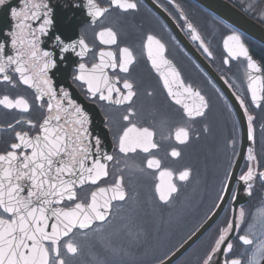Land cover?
<instances>
[{"label":"flooded vegetation","instance_id":"1","mask_svg":"<svg viewBox=\"0 0 264 264\" xmlns=\"http://www.w3.org/2000/svg\"><path fill=\"white\" fill-rule=\"evenodd\" d=\"M95 2L109 9L102 17L95 19L89 12L88 0H3V3H0V44L4 45L3 56L15 55L17 49L13 47L12 41L17 34L29 38L27 33L32 32L38 38L37 47L41 51L51 53L53 64L47 70V78L56 89L57 99H60L63 90L68 93V99L80 106L88 118L86 128L93 158L98 157L101 162L107 163L108 177L102 178L96 185L89 182L83 187H78L79 199L86 202L90 193L97 187L113 184L118 177L123 178L127 194L125 200L114 201L108 220L96 222L94 228L110 221L120 208L135 205L142 196L145 198L147 195L153 204L163 207L170 223L166 239L173 241L163 256L151 263L157 264L175 252L218 209L211 225L169 263L202 264L203 258L218 238L220 229L226 227L229 221L235 224L240 208H244L245 219L240 222L239 229L234 228L229 234L234 248L227 258L242 256L246 250L251 249L243 245L239 236L248 234L250 224L253 225V233H258L264 228V178L260 177V173L264 172L262 46L192 0H134L137 7L127 10L111 5L110 0ZM229 2L236 6L232 1ZM33 5L40 7L34 8ZM33 13L36 15L35 19L32 18ZM25 15L29 17L27 20H23ZM45 20L50 23L41 32L40 28ZM22 21L27 26L23 33L20 28ZM189 22L199 32L204 44L211 51V56L203 51L200 41L192 39L187 28ZM104 28H112L116 32V45L100 42L98 33ZM233 33L240 36L249 55L260 68L261 99L257 102L252 100L251 89L248 87L250 82L247 59L242 56H229L222 47L223 38ZM149 35L164 44L166 58L172 61L180 72L184 83L191 84L207 100L208 108L204 110L202 117L189 118L183 107L177 105L167 94L163 80L152 68L147 57L145 45ZM81 39L88 45V51L84 55H80L81 47L78 42ZM122 47L131 48L136 57L130 66V72L124 74L118 69H108L107 72L109 76H120L121 81L130 79L134 84L136 96L130 103L117 105L101 101L98 95L91 96L87 85L76 77L79 75L81 63L90 68L92 64L99 62L98 53L101 49L118 53ZM225 60L228 62L225 63ZM8 74L13 77L15 86L0 80V97H24L30 104V110L24 112L0 105V153L10 150L9 145L16 142V131H29L35 135L36 130L23 121L32 120L37 124L41 122L48 101L46 96L43 101H36L35 89L20 82L19 75L11 70ZM220 83L231 95L232 101L226 96ZM117 86L125 91L122 83ZM113 98L115 99V93ZM40 103H44L43 109L39 107ZM129 108L134 114L125 121L123 116L128 114ZM237 111L245 123L246 139L242 159L231 179L233 166L242 146ZM249 116L252 117L251 139L248 136ZM17 121L21 123L17 125ZM9 124L13 125V128L9 129ZM132 124L137 128L147 127L152 130L155 134L153 139L159 145L158 149L145 153L138 148L135 152L121 153L119 137L124 129ZM68 127L70 130L72 125ZM181 127L187 128L189 132V139L183 144L175 139V132ZM219 129L223 130L225 152L220 159L213 162L212 169L208 170L209 160L205 156L203 160V156L188 155L187 150L193 148L195 151H202L204 143H213ZM97 140L99 144L96 143ZM172 148L179 150L181 155L172 157ZM249 150L254 159H249ZM105 155L113 156V160L105 161ZM151 156L161 161V169L169 168L174 173L185 168L190 169L187 181H179L173 176V182L178 185L179 191L167 202L161 201L156 192V185L160 183V169L147 167V160ZM249 167L256 173L249 182L252 185L250 193L247 184L240 180ZM126 173L130 174L129 178L125 176ZM138 184L143 185V191L135 190L139 189L136 187ZM65 206L70 205L66 203ZM91 230H81L76 235ZM224 258L220 257L221 260Z\"/></svg>","mask_w":264,"mask_h":264},{"label":"snow or ice","instance_id":"2","mask_svg":"<svg viewBox=\"0 0 264 264\" xmlns=\"http://www.w3.org/2000/svg\"><path fill=\"white\" fill-rule=\"evenodd\" d=\"M0 3H3V0H0ZM110 3L124 10L137 7L134 0H110ZM33 7L39 8L40 5ZM88 7L94 19L109 11L108 8L99 6L95 0H88ZM28 18L25 15L23 20ZM32 18H36L35 13ZM49 23L50 21L45 20L40 31L43 32ZM25 27L27 26L22 21V33ZM187 28L192 39L200 41L203 51L211 56V51L193 24L187 23ZM27 37L29 38L17 34L13 39V47L17 49L14 56H3L4 45L0 44V80L15 86L13 77L8 74L11 70L19 75L20 82L35 89L36 101H43L45 96L48 101L41 122L37 124L32 120L23 121L36 130L35 135L29 131H16V142L9 145L10 150L0 153V264H70L69 257H74L81 251L75 239L76 233L94 229L96 222H106L111 214L113 202L124 201L127 194L123 178L118 177L113 184L97 187L90 193L86 202L79 199L77 188L89 182L96 185L102 178L108 177V166L107 163L101 162L100 158H93L86 128L88 118L80 106L68 99V93L63 90L60 99H57L56 89L47 78V70L53 64L51 53L41 51L37 47L38 38L32 32H28ZM98 37L102 44H117V34L112 28L102 29ZM78 43L81 47L80 55H84L88 51V45L83 39ZM224 46L231 56L246 57L250 72L260 71L239 35H229L224 41ZM145 48L148 60L163 80L167 94L177 105L183 107L189 118L202 117L204 110L208 108L207 100L191 84L184 83L180 72L172 61L166 58L164 44L149 35ZM98 56L99 62L92 64L90 68L83 63L79 65L80 72L76 79L83 81L90 95H98L101 101L117 105L130 103L136 96L133 82L130 79L121 81L118 75L109 76L107 70L118 69L119 72L128 74L130 66L136 60L132 49L122 47L118 53L101 49ZM227 62L225 60V63ZM248 78L252 100L257 102L261 99L256 86L260 77L250 74ZM121 83L125 91L117 86ZM240 103L243 105V100ZM0 105L24 112L30 110V104L24 97L13 99L4 95L0 97ZM39 107L43 109L44 103H40ZM133 114V110L129 108L123 119L128 121ZM248 119V136L251 139L252 117L249 116ZM20 123L21 121L16 122L17 125ZM68 125H72L70 130ZM8 128H13V125L9 124ZM154 135L149 128H137L132 124L125 128L119 137V150L121 153H128L139 148L145 153H150L159 147L153 139ZM175 139L181 144L185 143L189 139L188 129L178 128ZM96 143L99 144V141ZM170 155L179 157L181 153L172 148ZM103 159L111 161L113 156L105 155ZM249 159H254L251 150ZM147 167L160 169V183L156 185V192L159 199L165 202L179 191L178 185L173 182V176L179 181H187L190 176L188 168L178 173L169 168L161 169V161L155 156L147 160ZM255 175L254 169L249 167L240 177V180L247 184L249 193L252 187L249 182ZM260 177L264 178V172L260 173ZM66 203L70 206H65ZM245 216V209L240 208L237 222L233 224L229 221L226 227L220 229L218 238L203 258L202 264H264V228L258 233H253L251 224L248 234L239 236L243 245L249 246L251 250H246L242 256L227 258L234 248L229 234L234 228L239 229ZM221 256L225 258L221 260Z\"/></svg>","mask_w":264,"mask_h":264},{"label":"rangeland","instance_id":"3","mask_svg":"<svg viewBox=\"0 0 264 264\" xmlns=\"http://www.w3.org/2000/svg\"><path fill=\"white\" fill-rule=\"evenodd\" d=\"M223 138V130L219 129L213 143H204L202 151L190 148L188 155L205 156L210 170L213 162L225 152ZM125 176L129 178L130 174ZM136 187L139 189L135 190H144L142 184ZM143 197L135 205L120 208L103 226L94 228L100 231L92 229L77 234L75 239L81 251L69 257L70 264H151L162 257L173 244L172 240L166 239L170 223L162 206L153 204L147 195Z\"/></svg>","mask_w":264,"mask_h":264},{"label":"water","instance_id":"4","mask_svg":"<svg viewBox=\"0 0 264 264\" xmlns=\"http://www.w3.org/2000/svg\"><path fill=\"white\" fill-rule=\"evenodd\" d=\"M192 1L195 2L196 4H198L199 6H201L203 9H205L209 13L218 17L220 20H222L223 22H225L229 26L235 28L239 32L243 33L244 35H246L247 37L251 38L252 40H254L255 42H257L258 44H260L261 46L264 47V25L255 21L251 17H249L247 14H245L242 10H240L239 8H237L236 6L231 4L229 1H227V0H192ZM228 36L229 35H227L226 37L223 38L222 47H223L224 51L229 56H231L228 52V49H226L224 46V41L226 40V38ZM232 43L233 42H230V44H232ZM252 60L255 61L253 58H252ZM256 64H257V62H256ZM250 74L253 77H257V76L260 77V73L254 71V70H252L251 72L249 70V75ZM217 82H218V80H217ZM220 86L225 91L226 96L232 101L231 95L224 89V87L221 85V83H220ZM256 86L258 88V95L260 96L261 81H259ZM251 94H252V92H251ZM237 117H238L239 123H240L242 146H241L239 154L235 160V165L233 166L231 179L233 178L235 170L237 169V166L239 165V163L242 159L243 148H244L243 145H244V140L246 139V127H245V123L242 119V115L239 113V111H237ZM226 190H228V188ZM217 214H218V209L215 212H213L211 214V216L197 229V231L189 239H187V241H185L175 252H173L168 258H166L165 260H163L157 264H169L173 259H175L177 256H179L211 225V223L213 222V220L215 219ZM98 223H100V222H98Z\"/></svg>","mask_w":264,"mask_h":264},{"label":"trees","instance_id":"5","mask_svg":"<svg viewBox=\"0 0 264 264\" xmlns=\"http://www.w3.org/2000/svg\"><path fill=\"white\" fill-rule=\"evenodd\" d=\"M248 16L264 25V0H229ZM251 5V7H250ZM264 50V47H261Z\"/></svg>","mask_w":264,"mask_h":264}]
</instances>
